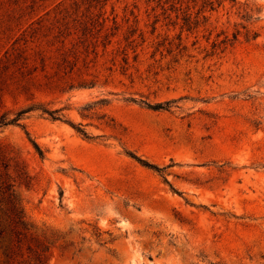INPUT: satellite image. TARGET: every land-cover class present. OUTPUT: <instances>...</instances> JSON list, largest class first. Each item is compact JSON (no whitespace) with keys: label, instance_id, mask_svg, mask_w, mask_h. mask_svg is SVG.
<instances>
[{"label":"rangeland","instance_id":"1","mask_svg":"<svg viewBox=\"0 0 264 264\" xmlns=\"http://www.w3.org/2000/svg\"><path fill=\"white\" fill-rule=\"evenodd\" d=\"M23 110L0 264H264V0H0Z\"/></svg>","mask_w":264,"mask_h":264},{"label":"trees","instance_id":"2","mask_svg":"<svg viewBox=\"0 0 264 264\" xmlns=\"http://www.w3.org/2000/svg\"><path fill=\"white\" fill-rule=\"evenodd\" d=\"M148 105V104H147ZM149 108H152V109H163V106L161 105H157V106H151V105H148ZM27 113V110H23V111H20L16 114V116L14 118H11L9 119L7 114H3L0 116V127H4V126H7V125H14V124H18V122L20 121V119L23 117V115ZM50 116H52V118L54 120H56V113L57 111H54V112H47ZM79 132L83 133L85 136H86V133L84 132V130H81L79 129ZM35 147L36 149L38 150V152L40 153V155L42 156V152L40 150V148L35 144ZM150 168L152 169H155L156 171H161L160 168L156 167V166H153V165H149L147 164ZM16 218L18 220L19 223H21L22 225H25L24 221H23V212L20 211V212H17L16 214ZM2 235V231H0V237Z\"/></svg>","mask_w":264,"mask_h":264}]
</instances>
